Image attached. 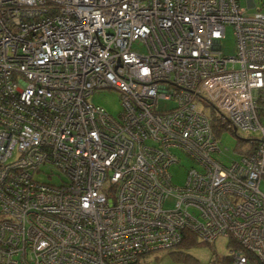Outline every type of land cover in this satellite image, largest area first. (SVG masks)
Wrapping results in <instances>:
<instances>
[{
    "label": "built area",
    "instance_id": "2783aa9c",
    "mask_svg": "<svg viewBox=\"0 0 264 264\" xmlns=\"http://www.w3.org/2000/svg\"><path fill=\"white\" fill-rule=\"evenodd\" d=\"M248 11L0 0V264H134L189 234L226 239L232 264H264V15ZM102 91L117 92V118L89 102ZM207 108L244 135L228 165ZM179 155L199 169L177 189ZM44 167L67 179L41 182Z\"/></svg>",
    "mask_w": 264,
    "mask_h": 264
},
{
    "label": "rangeland",
    "instance_id": "374dc122",
    "mask_svg": "<svg viewBox=\"0 0 264 264\" xmlns=\"http://www.w3.org/2000/svg\"><path fill=\"white\" fill-rule=\"evenodd\" d=\"M256 4V8L253 10H249L248 13L253 14L256 12L261 13L264 15V0H254ZM241 6H245V0H241ZM225 35L220 40V51L221 54L225 57H233L236 54V40L233 31V27L230 25L225 26ZM134 49L143 53L142 48H138L134 46ZM95 106H99L103 108L109 115L113 118H117V116L121 112V102L120 98L115 91H102L99 93H95L89 99ZM175 106L174 102H167L161 103L159 108L170 109ZM206 109V107H202ZM207 113L210 115V111L207 108ZM255 136V135H253ZM239 137L244 139V135L239 133ZM237 137L233 135L229 131H224L219 138V149L221 154H216L215 157L219 158L224 165H228L231 160L239 159V154L237 150L241 148L242 143L238 144ZM244 147V146H243ZM180 162L178 165H173L170 167L169 172L171 175V182L174 187L180 189L184 187L187 179V171L190 170L192 167L199 169V166L195 165L191 160L188 158L179 155ZM42 171L46 174H52L50 178L46 175L40 174L37 176L41 182H48L53 184H60L61 180L65 181L66 176L59 174L57 171L52 170L49 171V168H42ZM260 190L264 193V181L260 184ZM174 200L169 198L164 201L163 207L165 209H171L174 206ZM200 221L203 222L202 219ZM173 251H179L181 253L187 254L193 258L191 261H184L181 258L173 256L169 250H161L155 253H152L146 257L140 258L139 264H210L212 260V254L217 255L219 258L229 256V244L226 239H218L212 245H206L197 241L195 245L189 247H177L174 248Z\"/></svg>",
    "mask_w": 264,
    "mask_h": 264
},
{
    "label": "trees",
    "instance_id": "16d2710c",
    "mask_svg": "<svg viewBox=\"0 0 264 264\" xmlns=\"http://www.w3.org/2000/svg\"><path fill=\"white\" fill-rule=\"evenodd\" d=\"M263 99H264V97H263ZM210 113H211L210 114L211 126L214 129V132H215L216 137L217 138H220L221 137V134L224 131H226V128L220 126V124L218 123L219 118H218L217 114L212 109H210ZM237 140H238V144H241L242 143V145H243V143L245 142L243 139L237 138ZM237 152H240L239 149L237 150ZM219 154H221V151H220ZM196 243H197V240H196L195 236H192L191 234H189L188 235V238L183 243H181V245L179 247H184V246L189 247V246L195 245ZM206 245H209V244H206ZM210 245H212V244H210ZM173 250L174 249H170L169 250V252L173 256L178 257V258H181L184 261H191V260H193V258L191 256H189L187 254H184V253H181L179 251H173ZM146 256H148V255H146ZM146 256H142L141 258L146 257ZM248 259L253 264H257L255 261H253V258L250 255H248ZM139 260L136 263H134V264H139ZM210 264H232V260H231V257L230 256L223 257V258H219L217 255L212 254V260L210 261Z\"/></svg>",
    "mask_w": 264,
    "mask_h": 264
},
{
    "label": "water",
    "instance_id": "95a60500",
    "mask_svg": "<svg viewBox=\"0 0 264 264\" xmlns=\"http://www.w3.org/2000/svg\"><path fill=\"white\" fill-rule=\"evenodd\" d=\"M245 3L247 10H253L256 8V4L254 3V0H245Z\"/></svg>",
    "mask_w": 264,
    "mask_h": 264
},
{
    "label": "crops",
    "instance_id": "0c3cea01",
    "mask_svg": "<svg viewBox=\"0 0 264 264\" xmlns=\"http://www.w3.org/2000/svg\"><path fill=\"white\" fill-rule=\"evenodd\" d=\"M230 246V245H229Z\"/></svg>",
    "mask_w": 264,
    "mask_h": 264
}]
</instances>
